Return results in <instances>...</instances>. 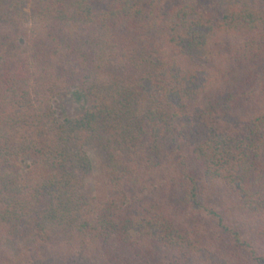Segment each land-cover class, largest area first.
<instances>
[{"label":"trees","instance_id":"16d2710c","mask_svg":"<svg viewBox=\"0 0 264 264\" xmlns=\"http://www.w3.org/2000/svg\"><path fill=\"white\" fill-rule=\"evenodd\" d=\"M28 4L0 0V264H264V0Z\"/></svg>","mask_w":264,"mask_h":264},{"label":"rangeland","instance_id":"374dc122","mask_svg":"<svg viewBox=\"0 0 264 264\" xmlns=\"http://www.w3.org/2000/svg\"><path fill=\"white\" fill-rule=\"evenodd\" d=\"M50 1L51 0H28L29 4L27 6L26 13H31V9L34 4L46 5ZM100 6L106 8L108 5L102 4ZM55 109L60 121L75 119L86 109V102L80 92L74 91L68 95L62 94L58 96L55 101ZM85 150L93 163V172L86 180L88 194L97 197L99 200H103L106 195L102 175V169L105 163L104 157L97 146L92 143L89 144L88 147H85Z\"/></svg>","mask_w":264,"mask_h":264}]
</instances>
